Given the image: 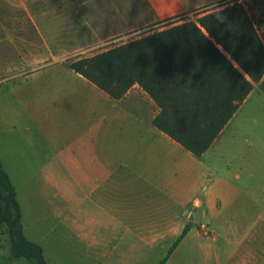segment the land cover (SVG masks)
I'll list each match as a JSON object with an SVG mask.
<instances>
[{
	"label": "crops",
	"instance_id": "0c3cea01",
	"mask_svg": "<svg viewBox=\"0 0 264 264\" xmlns=\"http://www.w3.org/2000/svg\"><path fill=\"white\" fill-rule=\"evenodd\" d=\"M217 1L0 0V24L8 5H17V26L31 25L44 47L18 51L10 63L9 40L0 34V74L29 68L2 80L13 102L3 114L11 131L0 157L5 170L16 164L42 171L50 224L30 230L23 214V226L49 264H160L186 226L165 264H264V91L258 84L198 157L154 125L161 109L140 85L114 99L70 66L76 53ZM41 57L49 64L36 69ZM21 110L40 135L14 132ZM197 221L213 227L215 242L200 240Z\"/></svg>",
	"mask_w": 264,
	"mask_h": 264
},
{
	"label": "trees",
	"instance_id": "16d2710c",
	"mask_svg": "<svg viewBox=\"0 0 264 264\" xmlns=\"http://www.w3.org/2000/svg\"><path fill=\"white\" fill-rule=\"evenodd\" d=\"M220 14L226 16L224 23L217 20ZM70 66L114 99L140 85L161 109L154 125L199 157L254 84L263 81L264 42L245 5L231 0L204 11L196 21L90 57L76 56ZM3 225L13 260L49 264L43 247L25 234L18 192L0 157V230ZM188 231L186 226L160 264H165Z\"/></svg>",
	"mask_w": 264,
	"mask_h": 264
},
{
	"label": "rangeland",
	"instance_id": "374dc122",
	"mask_svg": "<svg viewBox=\"0 0 264 264\" xmlns=\"http://www.w3.org/2000/svg\"><path fill=\"white\" fill-rule=\"evenodd\" d=\"M229 1L231 0H218L217 2L212 3L207 7L193 11L189 15H184V16L181 15L176 19L172 18L164 21L153 22L151 25L147 26L142 30H137L129 34L123 35L121 37H118L113 41L105 43L99 48L89 50L83 54L80 53H76V54L77 56L83 55L90 57L103 51L104 49L111 48L117 45H122L130 41L137 40L145 36L154 34L155 32L164 31L190 21H196L197 16L202 14L204 11L208 9H215L220 5H223L224 3ZM238 1L243 3L247 8L254 24L258 29L259 35L264 42V0H238ZM7 16L8 19L6 21V24H4V26L0 24V34H4L5 36H7V39L9 40L7 49L10 56L9 57L10 63H13L14 61L18 60L16 59V57L12 58V56H15L18 51L25 52V55H27L28 51H32V50L43 52L44 47L40 42V40L37 39V37L34 35L32 26L27 24V22L25 23L24 26L21 27L17 26V5H8ZM25 16L29 18V11L27 9L25 10ZM18 36L21 38V40H19V43L17 40ZM44 60L45 58L43 57L40 58L41 62L40 64H38V67H36V69L42 68L47 64H49L48 62H43ZM21 67L22 68L18 70L17 73L28 71L29 69L27 66L24 67L23 65H21ZM24 76L25 75H23V77ZM3 77H7V73L0 74V79L11 81L17 78V76L11 79H7V78L3 79ZM2 80H0V154H1V148H2L1 146L3 141H5L6 146H8L10 137H8L6 133L8 131H11V129L9 128V124L7 123L6 120L3 119V114L7 113L10 104L13 102V99L8 95L9 92L5 90L4 86H1ZM258 86L263 90L264 79L262 82L258 83ZM19 114L21 115L19 126H16V130L14 132L18 133L28 128V130L32 131V133L36 135L37 134L40 135V133H42V131H40V128L33 123L32 118L30 116H27L28 114L26 113L24 114L23 110H21ZM11 139L13 140L15 138H11ZM6 170L10 174L13 183L16 189L18 190L19 201L21 203L24 214V224H27V227L30 230L36 227V229H39L38 231L40 232V230L44 229L45 226H49L50 220L48 216L51 213L50 204H49L50 203L49 191L47 187L41 184L40 176L42 174V171L33 170V169H28V170L17 169L16 164H15V169H9L8 167H6ZM200 222L201 221H197L195 223L197 236L200 238L201 241H206L209 243L215 242L216 233L214 232L213 227L210 224L204 222V224H206L209 227L212 233L211 237L206 239L199 232V225L201 224ZM37 225L40 226L38 227ZM28 235L31 238H33L31 234H29V232ZM11 255H12V245H11L10 237L6 233V225H3L0 230V264H12L11 261L13 259L11 258ZM16 264H31V263L25 259H19L17 260Z\"/></svg>",
	"mask_w": 264,
	"mask_h": 264
},
{
	"label": "built area",
	"instance_id": "2783aa9c",
	"mask_svg": "<svg viewBox=\"0 0 264 264\" xmlns=\"http://www.w3.org/2000/svg\"><path fill=\"white\" fill-rule=\"evenodd\" d=\"M199 232L204 236V237H211L212 233H211V230L209 229V227L204 224V223H201L199 225Z\"/></svg>",
	"mask_w": 264,
	"mask_h": 264
},
{
	"label": "clouds",
	"instance_id": "9594fccd",
	"mask_svg": "<svg viewBox=\"0 0 264 264\" xmlns=\"http://www.w3.org/2000/svg\"><path fill=\"white\" fill-rule=\"evenodd\" d=\"M223 11V10H222ZM217 20L220 22V23H224V21L226 20V16L220 14V15H217ZM17 73L15 71L11 72V73H8L7 74V77H3V79L7 78V79H11L13 77H16ZM2 80V79H0Z\"/></svg>",
	"mask_w": 264,
	"mask_h": 264
}]
</instances>
